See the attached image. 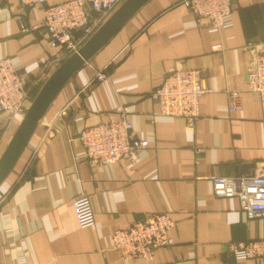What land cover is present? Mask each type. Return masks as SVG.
<instances>
[{
    "label": "crops",
    "instance_id": "crops-1",
    "mask_svg": "<svg viewBox=\"0 0 264 264\" xmlns=\"http://www.w3.org/2000/svg\"><path fill=\"white\" fill-rule=\"evenodd\" d=\"M181 1L147 0L45 107L0 183L3 264L21 257L29 264H264V257L237 258L229 250L232 241L264 238V215L249 217L239 197L215 195L210 179L264 169V101L246 89L264 42V0H233V23L223 28L198 23ZM44 7L0 0V58L12 60L30 89L23 115L10 120L0 111V159L46 81L72 54L49 43ZM22 24L39 26L23 30ZM175 68L202 71L206 91L194 126L160 114L152 97ZM99 71L103 80L95 78ZM226 89L242 90L235 110ZM118 107L150 146L94 165L78 132L115 119ZM81 193L95 213L88 227L79 226L73 206ZM152 212L176 221L173 245L151 259L113 248L116 229Z\"/></svg>",
    "mask_w": 264,
    "mask_h": 264
},
{
    "label": "built area",
    "instance_id": "built-area-1",
    "mask_svg": "<svg viewBox=\"0 0 264 264\" xmlns=\"http://www.w3.org/2000/svg\"><path fill=\"white\" fill-rule=\"evenodd\" d=\"M28 6L43 5L45 18L42 26L48 32L52 46L62 45L67 53L77 51L124 0H65L47 4V0H20ZM200 24L223 28L233 23V0H182ZM39 25L21 28H37ZM103 80L105 73H96ZM246 89L264 101V42L256 48L252 64L246 75ZM206 91L202 84V71L198 68H175L166 74L161 85L152 92L163 115L185 117L194 126L200 118V97ZM30 89L9 57L0 58V111L12 120L23 115ZM230 109L239 107L242 90L226 89ZM119 115L108 122L82 128L78 132L83 155L94 165L103 166L126 159L133 153L149 148L146 138L138 137L133 124L122 107ZM67 108L60 111L65 115ZM213 192L217 196H237L249 217L264 215V169L238 176H210ZM76 218L80 227L95 223V213L90 197L81 193L73 199ZM176 221L166 212H152L143 219L131 221L118 228L112 235V246L125 257L151 259L156 249L174 244L171 229ZM229 250L237 258L264 257V238L232 241ZM0 264H3L0 260ZM15 264H29L21 257Z\"/></svg>",
    "mask_w": 264,
    "mask_h": 264
},
{
    "label": "water",
    "instance_id": "water-1",
    "mask_svg": "<svg viewBox=\"0 0 264 264\" xmlns=\"http://www.w3.org/2000/svg\"><path fill=\"white\" fill-rule=\"evenodd\" d=\"M146 1L124 0L118 9L101 24L79 49L54 70L33 105L28 109L6 152L0 159V183L17 160L45 107L65 81Z\"/></svg>",
    "mask_w": 264,
    "mask_h": 264
}]
</instances>
